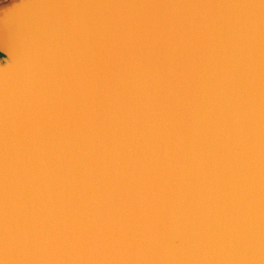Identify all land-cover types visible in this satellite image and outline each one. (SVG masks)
<instances>
[{
  "label": "water",
  "instance_id": "95a60500",
  "mask_svg": "<svg viewBox=\"0 0 264 264\" xmlns=\"http://www.w3.org/2000/svg\"><path fill=\"white\" fill-rule=\"evenodd\" d=\"M0 264H264V0H0Z\"/></svg>",
  "mask_w": 264,
  "mask_h": 264
}]
</instances>
